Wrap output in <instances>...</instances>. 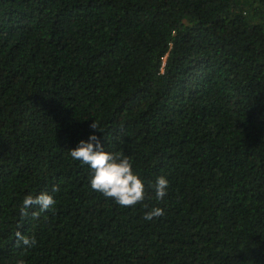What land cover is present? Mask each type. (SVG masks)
<instances>
[{"label": "trees", "instance_id": "obj_1", "mask_svg": "<svg viewBox=\"0 0 264 264\" xmlns=\"http://www.w3.org/2000/svg\"><path fill=\"white\" fill-rule=\"evenodd\" d=\"M93 134L143 204L91 189L69 151ZM41 193L55 211L22 219ZM20 262L264 264V0H0V264Z\"/></svg>", "mask_w": 264, "mask_h": 264}, {"label": "clouds", "instance_id": "obj_2", "mask_svg": "<svg viewBox=\"0 0 264 264\" xmlns=\"http://www.w3.org/2000/svg\"><path fill=\"white\" fill-rule=\"evenodd\" d=\"M90 128L98 131L99 123L94 121ZM69 154L73 160L90 167V186L93 191L102 194L106 199L114 200L117 205L124 208H135L137 204H143L145 201V185L134 172L131 160L121 153L104 151L99 136L90 135L87 141H80L76 148L69 151ZM168 184L165 177L157 178L154 185L156 200L162 201L165 198ZM52 190L59 191V187L54 185ZM55 204L53 196L47 193H41L36 197L28 195L23 199L20 207L21 218L25 219L29 216L30 208L38 207L39 211L31 212V216L38 219L41 212H54ZM163 214V209L153 208L143 218L150 221L153 217L158 218ZM16 236L17 246L22 243L26 248H33L37 244L35 237L29 238L20 232H17Z\"/></svg>", "mask_w": 264, "mask_h": 264}]
</instances>
